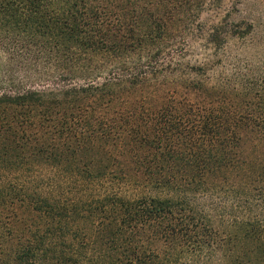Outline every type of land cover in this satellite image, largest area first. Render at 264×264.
Here are the masks:
<instances>
[{
    "label": "trees",
    "instance_id": "1",
    "mask_svg": "<svg viewBox=\"0 0 264 264\" xmlns=\"http://www.w3.org/2000/svg\"><path fill=\"white\" fill-rule=\"evenodd\" d=\"M224 1L0 0L48 72L0 87V264H264V72L184 73L252 33Z\"/></svg>",
    "mask_w": 264,
    "mask_h": 264
},
{
    "label": "rangeland",
    "instance_id": "2",
    "mask_svg": "<svg viewBox=\"0 0 264 264\" xmlns=\"http://www.w3.org/2000/svg\"><path fill=\"white\" fill-rule=\"evenodd\" d=\"M223 6L224 9L232 10L231 19H246L253 23L254 29L246 39H230L220 51V55L214 57L210 62L205 59L206 53L203 50V43L200 41V32L197 35L195 32L194 35H192L193 32H187L183 39V44H186V49L182 55L184 57L183 62L189 63V68H197L203 64L206 67V70L193 71L187 69L184 73L190 74L188 76L193 79L197 78L196 72L198 75L200 72H207L208 76H211L213 72H225L226 75H231L234 72L253 74L264 72V0H225ZM192 12L195 16L191 17L189 24L196 25L201 13L195 7H192ZM208 12L201 15V22L204 24L213 19ZM33 58V54L26 51L20 53L0 52V87L2 90L10 86L16 89L33 87V76H47L48 72L44 62L36 61ZM188 76L186 78L191 80ZM245 149L247 152H252L253 143L249 141Z\"/></svg>",
    "mask_w": 264,
    "mask_h": 264
}]
</instances>
